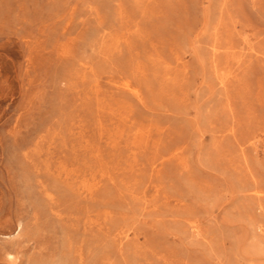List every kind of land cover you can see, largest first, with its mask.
<instances>
[{"label":"rangeland","instance_id":"rangeland-1","mask_svg":"<svg viewBox=\"0 0 264 264\" xmlns=\"http://www.w3.org/2000/svg\"><path fill=\"white\" fill-rule=\"evenodd\" d=\"M0 264H264V0H0Z\"/></svg>","mask_w":264,"mask_h":264}]
</instances>
